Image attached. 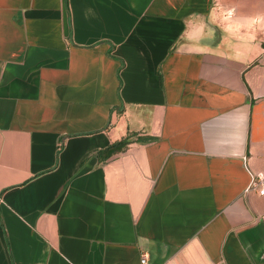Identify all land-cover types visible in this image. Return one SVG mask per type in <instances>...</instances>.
Returning a JSON list of instances; mask_svg holds the SVG:
<instances>
[{
	"label": "crops",
	"instance_id": "obj_1",
	"mask_svg": "<svg viewBox=\"0 0 264 264\" xmlns=\"http://www.w3.org/2000/svg\"><path fill=\"white\" fill-rule=\"evenodd\" d=\"M263 184L264 0H0V264H264Z\"/></svg>",
	"mask_w": 264,
	"mask_h": 264
},
{
	"label": "built area",
	"instance_id": "obj_2",
	"mask_svg": "<svg viewBox=\"0 0 264 264\" xmlns=\"http://www.w3.org/2000/svg\"><path fill=\"white\" fill-rule=\"evenodd\" d=\"M260 192L264 193V184L261 186ZM148 258H149V253L147 251L143 252L141 255L142 264H148Z\"/></svg>",
	"mask_w": 264,
	"mask_h": 264
},
{
	"label": "trees",
	"instance_id": "obj_3",
	"mask_svg": "<svg viewBox=\"0 0 264 264\" xmlns=\"http://www.w3.org/2000/svg\"><path fill=\"white\" fill-rule=\"evenodd\" d=\"M126 141H121L120 143L122 144V143H125Z\"/></svg>",
	"mask_w": 264,
	"mask_h": 264
}]
</instances>
